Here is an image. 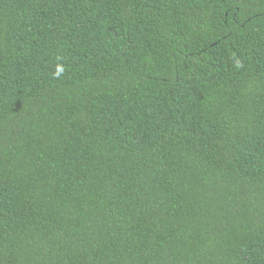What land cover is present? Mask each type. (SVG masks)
<instances>
[{
	"label": "trees",
	"instance_id": "trees-1",
	"mask_svg": "<svg viewBox=\"0 0 264 264\" xmlns=\"http://www.w3.org/2000/svg\"><path fill=\"white\" fill-rule=\"evenodd\" d=\"M0 264H264V0H0Z\"/></svg>",
	"mask_w": 264,
	"mask_h": 264
}]
</instances>
